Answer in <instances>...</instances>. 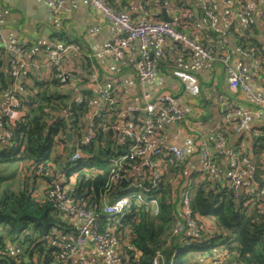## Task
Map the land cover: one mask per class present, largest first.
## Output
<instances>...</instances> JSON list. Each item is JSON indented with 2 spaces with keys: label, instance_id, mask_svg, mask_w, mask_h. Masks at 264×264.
Returning <instances> with one entry per match:
<instances>
[{
  "label": "trees",
  "instance_id": "16d2710c",
  "mask_svg": "<svg viewBox=\"0 0 264 264\" xmlns=\"http://www.w3.org/2000/svg\"><path fill=\"white\" fill-rule=\"evenodd\" d=\"M155 1L160 5L173 2L180 10L183 16L175 24L180 32L191 33L193 22L189 14L202 22L205 25L201 31L204 44L220 33L209 25L200 5L193 7L189 0ZM235 23L228 30L236 35L234 41L238 49L256 52L264 66V46L257 36L256 23L248 26L250 35H241L236 31ZM64 40L68 45L78 43L82 46L78 40ZM23 48L25 53L26 44ZM6 53L7 49L0 48V68ZM9 55L11 63L12 55ZM161 60H156L157 68L164 66ZM92 64L91 61L85 64L86 73L78 74L79 81L76 82L71 79L62 82L56 78L54 67L48 75L41 68L39 75L34 67L29 70L25 67L21 77L25 92L14 89L11 93L21 100L22 105L20 117L14 125L8 124L4 116L0 122V264H26L29 260L32 264L65 263L59 258L66 250V247L62 249L61 244L66 245V242L61 235L77 234L78 227L62 219L64 213L54 198L45 193L43 197L36 196L38 180L47 172L65 179L62 186L69 185L70 195L96 215L100 233H108L116 227L114 235L119 243L125 236V229L129 230L133 248L126 254L121 253V264H153L157 251L162 252L164 264H211L209 260L216 257L213 250L219 247L230 253L226 264H264V216L259 211V200H252L245 194L238 195L227 182L215 181L201 172H193L189 177L191 206L201 225L203 221L211 224L210 239L198 236L193 240L189 233H172L177 221L174 181L185 178L186 164L171 155L162 157L165 160L163 176L155 192L157 212L151 201L139 202L136 198L130 200L120 215L103 212L104 197L121 188L119 183L109 186L112 173L109 160L126 153L128 143L122 144L108 134V128L119 119L118 102L109 114L89 119L97 98V91L85 86L87 77L93 72ZM12 80L14 83L13 77ZM10 83L0 72V95L9 90ZM78 97L82 98L80 102L76 101ZM223 119V125L235 131L237 120H227L224 116ZM90 122L94 125L95 137L90 144L80 147L82 157L71 161L74 144L85 134ZM7 130L12 132L9 139L4 135ZM258 130L259 134H252L251 150L260 165L253 173L254 179L261 182L264 175V131ZM67 133L71 134V141ZM214 136L218 139L227 137L228 133L220 128ZM236 150L249 158L247 150L243 152L239 147ZM213 154L216 160L217 155H221L219 151ZM72 177H75L74 181ZM145 184L148 185V179ZM77 192L81 199H77Z\"/></svg>",
  "mask_w": 264,
  "mask_h": 264
},
{
  "label": "built area",
  "instance_id": "2783aa9c",
  "mask_svg": "<svg viewBox=\"0 0 264 264\" xmlns=\"http://www.w3.org/2000/svg\"><path fill=\"white\" fill-rule=\"evenodd\" d=\"M45 1L51 10L56 12L65 0ZM84 1L86 4L100 10L122 30V35L119 38L109 40L104 44V54L119 61L124 57L131 44L138 42L139 57L136 61V74L141 83L154 78L157 71L156 60L163 58L165 44L168 39H171L181 42L211 62H218L227 76L229 87L242 92L247 97H251L254 104L257 105V116H262L264 100L253 98L249 82L252 79H256L264 89L263 63L256 52L244 49H239V53L242 57L248 58L250 63L247 64L242 59L237 63H233L232 51L226 38L232 35L228 29L235 22L250 26L257 22L258 17L264 20V0H238L236 7L227 6L222 15L226 27L218 30L220 33L215 38L209 39L207 44L202 43L203 36H201V31L205 29V25L200 21L194 20L190 14L188 16L191 18L193 25L191 33L188 34L178 31L173 23L164 20H153L147 15H143L139 20L132 19L130 16L123 14L110 0ZM198 1L209 19V25L212 28H217L220 22L218 3L215 0ZM224 2L226 3L227 0H224ZM258 7H261L259 15L257 14ZM24 44L9 49L12 55L10 72L15 79V91L22 93L25 92V88L21 83L24 68L31 65L37 69L39 75V69L41 68L37 61L27 62L24 57ZM0 48L7 49L3 46L2 38H0ZM72 48L73 45H68L61 40H51L44 47V51L49 57L50 68L54 67L56 69L55 77L62 82L72 79L63 69L64 63L69 60V52ZM151 52L154 53L153 59L151 58ZM91 76L96 77L99 81L97 98L93 102V105L96 103V108L90 119L95 116L100 117L109 114L111 108L117 102L116 94L126 91L125 85L119 80L116 81L112 78L100 80L99 72L95 65H93ZM177 76L184 81L187 92L195 96L200 93L199 81L196 77L184 72H177ZM209 98H212V96H209ZM81 100V97L76 99L77 102ZM216 101L220 105V113L225 119L237 120L234 125L235 131L243 130L247 125L249 115L247 109L238 102L225 100L223 96L217 97ZM21 105V100L11 95L10 102L4 111L0 109L1 116L6 117L8 124L14 125L17 122L20 117ZM189 119L188 112L179 107L173 92L159 94L151 101L137 105L130 110L124 121L123 132L119 134L117 139L122 144L128 143V150L126 153L109 160L112 164L109 186L117 183L121 184L123 179H126L127 183L124 187H121V191L116 196L103 206L105 214H122L132 198H136L139 202L151 201L155 204L154 209L156 212L158 211L155 192L163 176V163L165 160L162 157L171 155L180 163L187 164L189 154L184 147H157L153 142L168 123H188ZM193 123L202 125V120H197ZM254 133L259 134L260 131L257 129ZM4 135L9 139L12 136V132L7 130ZM94 137V125L90 122L86 127L85 134L74 144V151L70 156V160L76 161L80 159L83 155L80 147L90 144ZM217 142L219 154L228 152L225 150L226 136H220ZM196 144L197 152L203 161V167L196 169L195 172H201L203 176H209L215 181L227 182L238 195L245 194L250 196L252 200H259V211L263 215L264 175L261 182L254 179L253 172L247 167L250 162L248 156L238 153L236 148L230 149L228 152V164L221 166L214 158V154L204 138H198ZM239 149L243 152L246 151L242 147H239ZM140 159H145V162L135 171L133 176L128 177L126 175L127 168ZM189 177L186 176L182 180L177 179L174 181V194L177 198V221L172 233L174 235L189 233L190 236L194 237L193 240L198 236L209 240L210 231L213 232L211 224L203 221L201 225L198 215L195 214L191 206ZM146 179H148V185L145 184ZM245 182H248V184L242 190ZM70 189L69 185L64 184L59 190L46 189L44 192L49 198H54L58 202L59 208L64 214H72L79 220L77 234L72 232L61 235L63 242H66V250L59 255V258L66 261L68 257L78 252L79 248L88 241V238H92L98 244L99 250L107 253V259L110 264H121L123 257L120 252L114 250V246L118 243L117 236L111 230L108 233H100L96 215L92 211L86 210L83 205L71 196L69 193ZM213 251H215L216 257L209 260L211 264H226L227 260L230 259L229 251L223 247L216 248ZM164 262L165 259L162 252L157 251L153 264H164ZM79 264H92V262L82 259Z\"/></svg>",
  "mask_w": 264,
  "mask_h": 264
},
{
  "label": "crops",
  "instance_id": "0c3cea01",
  "mask_svg": "<svg viewBox=\"0 0 264 264\" xmlns=\"http://www.w3.org/2000/svg\"><path fill=\"white\" fill-rule=\"evenodd\" d=\"M110 1L123 14L135 20H139L143 15H147L153 20H163L161 12L163 7H166L169 16L173 18L172 23L174 25L178 24L183 16L174 3L169 1L165 5H160L155 0ZM189 1L193 7L199 6L198 0ZM215 1L218 3L220 16V22L216 29L222 30L226 27L222 18L224 10L227 6L236 7L238 0H227L226 3L224 0ZM257 10L259 15L261 7H258ZM234 26L241 35H250L248 26L239 22H236ZM256 26L258 28L257 36L264 46V20L258 17ZM121 35L122 30L119 26L108 19L100 10L86 4L84 0H65L56 12L51 10L45 0H0V36L3 46L7 48L8 52L3 58L4 62L0 72L3 73L7 82H12L9 90L0 95V109L4 111L7 107L11 93L16 87L10 72V48L25 43L24 57L27 62L37 61L43 72L48 75L51 68L49 57L44 51L45 45L51 40L63 41L65 38L71 41L78 40L82 46L80 47L78 43H72L73 48L69 52V60L63 65L64 71L71 76V80L79 81L77 75L85 74V64L91 61L93 62L92 68L95 65L99 75L102 76L100 80L109 78L119 80L126 88V91L116 94L117 107L121 114L120 118L110 127L114 129L112 136L109 135L110 138L118 139L119 134L123 132L126 116L133 107L151 101L164 92H173L179 107L188 112L189 122L168 123L153 143L157 147L181 146L187 150L189 158L184 170V177H189L196 169L203 167L202 158L196 147L198 138H204L206 141L210 139L207 144L213 153H217L219 149L218 139L214 134L220 128L228 133L225 150L229 152L230 149L237 147L245 148L250 158L248 168L254 173L260 165L251 150L252 134L257 129L264 131V112L261 117H258L257 105L254 104L252 98L229 87L222 66L218 62H211L201 57L181 42L168 39L161 60L164 66L157 68L154 78L141 83L136 74V61L139 57L137 41L131 44L124 57L119 61L103 53L104 44L109 40L119 38ZM235 37L236 35L233 34L227 38V43L232 51L233 63L242 59L249 64L250 60L240 55L234 41ZM30 67L31 65H28L27 70ZM177 72H184L196 77L199 81L200 93L195 96L187 92L184 81L177 76ZM87 78L85 86L98 91L99 80L91 74ZM249 84L253 98L264 100V89L261 83L252 79ZM221 96L225 100L238 102L247 109L249 115L247 125L243 130L237 132L223 125L224 119L219 110L220 105L216 101V98ZM206 98H209L210 101L204 102L203 100ZM95 108L96 103L91 108L89 119ZM1 118L0 113V122ZM197 120H202V125L193 123ZM228 152L217 155V162L221 166L228 164ZM144 162L145 159H140L132 163L127 168L126 175L128 177L133 176ZM48 175H51L53 179L50 180ZM64 180L51 172H47L43 178L38 180L36 196L43 197L44 192L49 187L59 190ZM72 180L74 181L75 177H72ZM247 184L248 182L244 183L242 190ZM120 187L122 186L120 185ZM120 191L121 188L116 193L105 196L103 204L105 205ZM62 219L75 227L79 226L78 218L72 214H63ZM110 230L115 232L116 227ZM125 230V236L123 234L124 237L114 246L115 251L124 254L128 249L133 248L129 237L130 232ZM61 246L62 249L65 247L62 244ZM82 259H86L92 264H110L107 253L99 250L98 244L92 238H88V241L79 248L78 252L68 257L64 264H79Z\"/></svg>",
  "mask_w": 264,
  "mask_h": 264
},
{
  "label": "water",
  "instance_id": "95a60500",
  "mask_svg": "<svg viewBox=\"0 0 264 264\" xmlns=\"http://www.w3.org/2000/svg\"><path fill=\"white\" fill-rule=\"evenodd\" d=\"M161 12H162L163 20H164V21L169 22V23H172V22L174 21L173 18H171V17L169 16L166 7H163L162 10H161ZM153 57H154V53L151 52V58L153 59ZM113 133H114V130H113L112 128H110V129H109V135L112 136ZM67 138H68L69 141L72 140V137H71V134H70V133H67ZM48 178H49L50 180L53 179V177H52L51 175H48ZM126 183H127L126 179H123V180L121 181V184H120V185H121L122 187H124V186L126 185ZM76 196H77V199H81V197H82L80 194H78V192L76 193ZM262 216H264V214H263ZM123 217H124V215H123ZM26 264H32V263H31V261L29 260V261H26Z\"/></svg>",
  "mask_w": 264,
  "mask_h": 264
},
{
  "label": "rangeland",
  "instance_id": "374dc122",
  "mask_svg": "<svg viewBox=\"0 0 264 264\" xmlns=\"http://www.w3.org/2000/svg\"><path fill=\"white\" fill-rule=\"evenodd\" d=\"M61 154V153H60Z\"/></svg>",
  "mask_w": 264,
  "mask_h": 264
}]
</instances>
